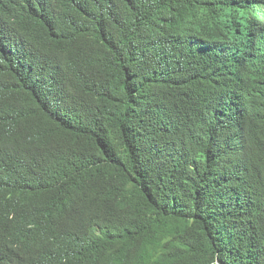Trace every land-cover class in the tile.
Returning a JSON list of instances; mask_svg holds the SVG:
<instances>
[{"label": "trees", "instance_id": "trees-1", "mask_svg": "<svg viewBox=\"0 0 264 264\" xmlns=\"http://www.w3.org/2000/svg\"><path fill=\"white\" fill-rule=\"evenodd\" d=\"M0 264H264V0H0Z\"/></svg>", "mask_w": 264, "mask_h": 264}]
</instances>
